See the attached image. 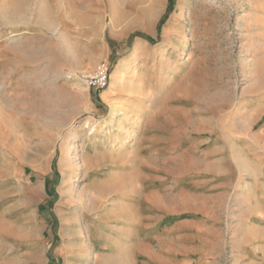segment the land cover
<instances>
[{"label": "rangeland", "instance_id": "374dc122", "mask_svg": "<svg viewBox=\"0 0 264 264\" xmlns=\"http://www.w3.org/2000/svg\"><path fill=\"white\" fill-rule=\"evenodd\" d=\"M104 3L112 58L91 65L82 30L81 61L47 79L27 67V25L0 11V264H95L86 247L125 225L121 210L166 225L203 220L212 199L224 233L212 258L263 264L248 252L264 248V0H174L160 31L169 0ZM105 63L107 89L82 85ZM244 229L258 239L242 246Z\"/></svg>", "mask_w": 264, "mask_h": 264}, {"label": "crops", "instance_id": "0c3cea01", "mask_svg": "<svg viewBox=\"0 0 264 264\" xmlns=\"http://www.w3.org/2000/svg\"><path fill=\"white\" fill-rule=\"evenodd\" d=\"M4 7L5 10L7 9L5 12L0 10L3 23L5 15L6 19L10 17V20H5L6 23L10 22L17 27L27 25L28 30L25 32L28 34L25 39L27 67H32L34 74H40L46 79L53 73L61 74L67 67L68 55L74 62H80L79 57L83 49L80 35L82 30L97 43L95 48L89 45L85 47L96 54L91 60V65L97 63L99 56L112 58L115 43L107 42L101 37L103 14L106 8L104 0H10L0 8ZM35 8L40 9L38 24L44 26L40 31L34 27ZM54 19L59 21L57 27ZM59 28L61 30H58ZM122 34H119L120 37ZM129 62L130 58L125 57L114 66L117 67L114 81L118 69L124 66L130 67ZM110 92L97 95L93 91H88V96L93 104L97 98L109 100ZM212 200L203 220H181L166 225L158 224L160 217L148 218L141 209H123L120 216L123 217L125 225L115 226L112 231L92 236L86 252L91 250L95 253V264H221V260L212 258L221 252L219 248L224 242L223 230L216 226L215 218L216 211L220 208L214 203V199ZM197 203L194 204L196 207L203 205L204 210L208 208L204 203L201 205ZM166 213L168 215L169 212ZM119 219L121 218H115V220ZM251 229L256 232V229ZM248 232L249 230L244 229L242 246L258 239L256 236H251L249 241L246 236ZM252 246L255 247L254 250L250 249L248 253L258 256L261 252L264 261V248H256L259 246L258 242L252 243ZM250 264L259 263L258 260H252Z\"/></svg>", "mask_w": 264, "mask_h": 264}, {"label": "built area", "instance_id": "2783aa9c", "mask_svg": "<svg viewBox=\"0 0 264 264\" xmlns=\"http://www.w3.org/2000/svg\"><path fill=\"white\" fill-rule=\"evenodd\" d=\"M110 70L109 65L105 63L93 74H81L79 80L86 88L99 92L109 87Z\"/></svg>", "mask_w": 264, "mask_h": 264}, {"label": "trees", "instance_id": "16d2710c", "mask_svg": "<svg viewBox=\"0 0 264 264\" xmlns=\"http://www.w3.org/2000/svg\"><path fill=\"white\" fill-rule=\"evenodd\" d=\"M173 7H174V0H169V4H168L167 12H166L164 18L161 20V22H160V24H159V26H158V30H159V31L161 30L162 26L165 24L166 19L168 18V16L171 14V12H172V10H173ZM135 36H137V37H141V38H144V39H148V40H149L148 37H144V36L141 35V34H137V35H135ZM50 189H51V188H50Z\"/></svg>", "mask_w": 264, "mask_h": 264}, {"label": "bare ground", "instance_id": "6f19581e", "mask_svg": "<svg viewBox=\"0 0 264 264\" xmlns=\"http://www.w3.org/2000/svg\"><path fill=\"white\" fill-rule=\"evenodd\" d=\"M18 9H19V8H18ZM26 13H27V11H26ZM26 15H27V14H26ZM20 17H21V16H20ZM16 19H17V18H16ZM19 19H20V18H19ZM19 19H18V20H19ZM23 19H25V18L23 17ZM16 21H17V20H16ZM43 21H44V20H43ZM11 25H12V24H11ZM118 27H119V25H118ZM127 27H128V26L124 27L123 29L126 30ZM130 27H131V25H130ZM124 30H123V31H122V30H118V31H117V29H116V27H115L113 32H114V34H115V33L122 34V33L124 32ZM95 32H96V31H95ZM126 67H127V66H124L123 68L120 67V69H118V72H117L118 75H122L123 73L126 74V73L128 72V71H126V70L128 69V68L126 69ZM113 108H114V107H113ZM114 112H115V111H113V113H114ZM121 116L125 118L127 115H126V113H123V114H121ZM124 118H123V119H124ZM91 131H92V133H93V132L95 131V129L93 128V129H91Z\"/></svg>", "mask_w": 264, "mask_h": 264}]
</instances>
